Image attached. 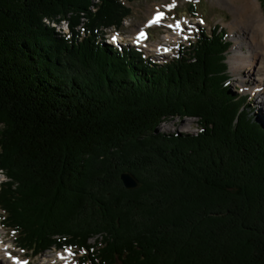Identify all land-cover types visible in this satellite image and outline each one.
Wrapping results in <instances>:
<instances>
[{
  "label": "trees",
  "instance_id": "16d2710c",
  "mask_svg": "<svg viewBox=\"0 0 264 264\" xmlns=\"http://www.w3.org/2000/svg\"><path fill=\"white\" fill-rule=\"evenodd\" d=\"M96 1L80 36L90 0H0L2 227L81 264H264V119L229 90L223 31L157 64L103 42L129 11ZM69 12L66 36L42 24ZM175 117L199 131L156 132Z\"/></svg>",
  "mask_w": 264,
  "mask_h": 264
},
{
  "label": "rangeland",
  "instance_id": "374dc122",
  "mask_svg": "<svg viewBox=\"0 0 264 264\" xmlns=\"http://www.w3.org/2000/svg\"><path fill=\"white\" fill-rule=\"evenodd\" d=\"M255 1L259 4L264 18V0ZM97 2L96 0H90L87 9L78 12L76 15L78 17V24L75 30L80 36L84 35L81 28L84 23L87 22L88 15L96 12L94 9H96ZM119 2L127 8L129 11L128 15L121 20L117 28L116 26L103 28L99 37L102 40H106L111 31L116 30V33L123 39L121 44L126 45V48H132L130 49L131 53L138 52L157 64L166 63L174 59L179 49L190 48V45L198 38L200 31L209 34L210 30L216 27L219 29L218 31H223L226 41L230 44L225 60L230 76L228 83L229 90L234 94L245 97V103L252 111L251 115L257 116L258 121L262 123L261 120H259V116L261 115L264 119V106L258 99L257 90H253L255 84L254 74L246 78V69L237 73L238 75L233 74L228 62L233 44L230 30V23L233 21V18L227 9L217 5L214 0H119ZM192 8L194 10H192ZM158 11L161 12L163 16L158 20V23L153 22V16L157 14ZM74 16L72 12H69L63 17L56 16L51 20L55 23L64 21L63 24H67L69 28L70 19ZM48 20L50 21V19ZM50 23L48 22L47 24V21H44V19L42 20L43 26L56 33L58 27L56 26L57 28L55 31L53 28L49 27ZM147 24H149L148 27H146ZM238 33H234L233 36ZM141 39H143V41L138 42L141 41ZM103 42L108 44L105 41ZM136 43L137 45H135ZM242 51L245 50L242 48ZM240 77H243V79L240 80ZM239 80L242 81V85H240ZM198 131L199 128L195 118L180 119L179 117L166 120L160 124L156 130L157 133L163 134L178 133L191 135L196 134ZM0 171V181H4L1 183L0 190L6 184H11V188L14 189L17 184L7 176L4 170L0 169ZM3 213L4 212L0 209V239L3 245L1 247L0 258L5 260L0 264H10L9 261L12 258H16L15 261L21 264L24 261H27V264H81L79 258L85 256L82 250L78 252L71 249L57 250L50 248L37 256H33L31 253H26L21 250L15 244V235L8 232L1 225L4 217ZM88 244L94 245V238L89 239ZM6 250L12 254L10 259H5L2 256L3 252ZM85 264L91 263L86 262Z\"/></svg>",
  "mask_w": 264,
  "mask_h": 264
},
{
  "label": "bare ground",
  "instance_id": "6f19581e",
  "mask_svg": "<svg viewBox=\"0 0 264 264\" xmlns=\"http://www.w3.org/2000/svg\"><path fill=\"white\" fill-rule=\"evenodd\" d=\"M214 2L217 5L227 9L233 18V21L230 23L233 44L231 47V54L228 57L231 70L233 74L238 75L237 73L241 72L243 69H246V78H249V76L251 77V75L254 74L255 84L253 90H257L258 99L264 106V18L259 4L255 0H214ZM63 22L64 21H61L60 23L49 22V25L55 31L58 27V31H56V33L60 36H66L69 33V28L68 25L63 24ZM65 30L66 33H63L62 31ZM234 33H238L236 34L237 36H233ZM117 40L122 42L123 39L120 36V38ZM103 41L109 44L108 38ZM142 41L143 39L138 42ZM242 48L245 51H242ZM242 79L243 77H240V80ZM240 80L239 83L242 85V81ZM3 182L4 181H0V186ZM2 246L3 245L0 241V256ZM5 253H8V251L6 250L3 252V257L5 256ZM4 261V259L0 258V263ZM17 262L18 261H15L13 258L9 261L10 264H17Z\"/></svg>",
  "mask_w": 264,
  "mask_h": 264
},
{
  "label": "water",
  "instance_id": "95a60500",
  "mask_svg": "<svg viewBox=\"0 0 264 264\" xmlns=\"http://www.w3.org/2000/svg\"><path fill=\"white\" fill-rule=\"evenodd\" d=\"M120 181L122 183V186L125 190H137L140 187L139 181L128 172H123L120 174Z\"/></svg>",
  "mask_w": 264,
  "mask_h": 264
},
{
  "label": "snow or ice",
  "instance_id": "6c2138e0",
  "mask_svg": "<svg viewBox=\"0 0 264 264\" xmlns=\"http://www.w3.org/2000/svg\"><path fill=\"white\" fill-rule=\"evenodd\" d=\"M159 16L156 18V20L155 21H153V22H158V20H159ZM170 27H171V25H170ZM178 27V26H177ZM143 35V34H142ZM17 264H20V262H17ZM22 264H27V261H24V262H22Z\"/></svg>",
  "mask_w": 264,
  "mask_h": 264
},
{
  "label": "built area",
  "instance_id": "2783aa9c",
  "mask_svg": "<svg viewBox=\"0 0 264 264\" xmlns=\"http://www.w3.org/2000/svg\"><path fill=\"white\" fill-rule=\"evenodd\" d=\"M114 31V30H113ZM63 33H66V30L65 31H62Z\"/></svg>",
  "mask_w": 264,
  "mask_h": 264
}]
</instances>
